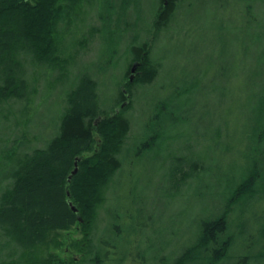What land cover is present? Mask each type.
<instances>
[{
    "label": "rangeland",
    "instance_id": "rangeland-1",
    "mask_svg": "<svg viewBox=\"0 0 264 264\" xmlns=\"http://www.w3.org/2000/svg\"><path fill=\"white\" fill-rule=\"evenodd\" d=\"M157 7V0L86 3L78 17L72 16L73 23H62L58 30L59 56L69 66L67 82H58L59 71L27 63L34 89L30 102L0 106V120L11 118L9 145L26 134L33 141L27 148L43 146L33 136L50 135L53 120L65 109L70 84L86 73L98 83L104 112L112 115L126 107L131 131L121 156L123 167L107 190V202L95 222L94 241L96 246L105 244L98 248L111 257L109 264H173L194 243V223L204 213L201 209L213 204L209 193L219 184L217 172H212L218 162H210L208 142L197 137L210 135L230 93H243L249 81L262 79L264 71V0H182L170 29L152 40ZM145 40L150 41L151 60L159 75L151 85L131 86L130 92L127 80L136 73H129L133 48ZM184 87L192 88L191 100L180 101L171 112L170 98ZM123 93L126 98L120 103ZM161 109L171 114L164 129L158 130L151 123ZM181 115H187V124L179 122ZM152 135L157 140L147 147L153 148L142 153L140 148ZM176 158L184 159V173L171 181L170 164ZM194 161L209 171L200 184L187 186L192 181L187 179L181 194L170 198ZM201 191L205 195L199 199ZM80 232L77 226L62 232L59 243L55 241L41 255H54L58 262L68 258L89 262L83 247L77 248Z\"/></svg>",
    "mask_w": 264,
    "mask_h": 264
},
{
    "label": "trees",
    "instance_id": "trees-1",
    "mask_svg": "<svg viewBox=\"0 0 264 264\" xmlns=\"http://www.w3.org/2000/svg\"><path fill=\"white\" fill-rule=\"evenodd\" d=\"M91 1L0 0V106L30 102L34 89L27 76V63L59 71L58 82H67L69 66L59 56V26L73 23L72 16L78 17L83 5ZM180 1L157 0L152 40L170 29ZM133 50L129 73L134 67L136 73L133 81L127 80L129 91L134 85H151L159 75L158 66L151 60L149 40ZM261 77L249 81L243 93H230L210 135L197 137L208 142L206 157L210 162H218L212 172H217L219 184L209 193L213 204L202 208L204 213L194 223V243L173 264H264V71ZM70 85L65 109L53 120L50 135L33 136L36 142L42 141L41 148H27L33 141L26 134L9 145L11 118L0 120V264L112 261L98 248L105 244H95V222L99 208L107 202V190L123 167L121 156L131 121L124 114L126 107L112 115L101 109L98 83L90 73ZM191 91L184 87L172 95L171 112L180 101L191 100ZM120 98V103L125 101V93ZM171 112L159 110L152 128L164 129ZM187 115H181L179 122L187 124ZM156 140V135L150 136L140 151L152 149ZM76 161L78 172L69 181ZM183 165L182 158L171 162L169 180L184 173ZM202 165L194 161L189 175H183L182 183L169 197L180 195L187 179H192L187 186L200 184L202 175L209 171ZM203 195L201 191L197 198ZM70 202L78 212L71 209ZM76 226L83 235L77 248L83 247L89 262L74 258L58 262L54 255H41L55 241L59 243L58 235Z\"/></svg>",
    "mask_w": 264,
    "mask_h": 264
},
{
    "label": "water",
    "instance_id": "water-1",
    "mask_svg": "<svg viewBox=\"0 0 264 264\" xmlns=\"http://www.w3.org/2000/svg\"><path fill=\"white\" fill-rule=\"evenodd\" d=\"M135 69H136V67H134V68L132 69V72H134ZM130 81H133V76H131ZM77 172H78V162L76 161V163H75V170L72 172V175L69 177V181L72 179V176H74L75 174H77ZM68 196H69V195H68ZM70 207H71V209H72L74 212H78L77 208H76L71 202H70ZM80 221H81V219H80Z\"/></svg>",
    "mask_w": 264,
    "mask_h": 264
}]
</instances>
